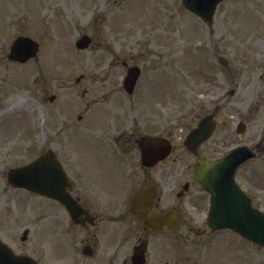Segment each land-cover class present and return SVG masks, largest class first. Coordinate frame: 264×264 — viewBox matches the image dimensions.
<instances>
[{"label":"rangeland","instance_id":"rangeland-1","mask_svg":"<svg viewBox=\"0 0 264 264\" xmlns=\"http://www.w3.org/2000/svg\"><path fill=\"white\" fill-rule=\"evenodd\" d=\"M34 1L41 5H31ZM29 2L0 0V141L14 146L8 158L18 163L33 159L43 148L71 154V121L90 103L83 123L90 135L123 129L166 136L176 149L169 164L177 166L175 158L188 155L183 142L197 122L199 89L220 94L233 87V70L229 77L226 67L221 77L215 70L220 69L216 51L233 56L236 46L242 52L253 48L262 54L264 49V0L223 2L212 28L185 10L181 0ZM235 11L238 19L245 11L259 34L233 30L238 24ZM85 33L92 44L79 50L75 42ZM18 35L40 42L37 60H8ZM134 65L143 73L137 89L150 90L142 97L122 89L127 68ZM51 94L57 100L44 101ZM222 111L226 115L228 110ZM76 134L84 131L76 129ZM9 164L0 151V208L12 204L4 222L0 209V232L15 252L41 264H101L71 252V219L64 208L6 185L3 170ZM67 169L71 174V166ZM199 208L197 202L180 204L185 225L169 238V264H264V248L235 233L196 236L191 227L199 228L204 221Z\"/></svg>","mask_w":264,"mask_h":264},{"label":"flooded vegetation","instance_id":"flooded-vegetation-1","mask_svg":"<svg viewBox=\"0 0 264 264\" xmlns=\"http://www.w3.org/2000/svg\"><path fill=\"white\" fill-rule=\"evenodd\" d=\"M253 72L256 76H249L250 89L245 86L247 80H242L233 90L236 104L243 105L233 108L236 122L230 120L228 125L224 122L214 145L205 143L201 152L209 158H220L225 154L223 150L229 152L233 146L257 151V156L239 167L236 180L253 204L264 211V65H255ZM117 142L121 146L122 140ZM140 154L130 144L126 148L71 150V195L81 205L71 211V239L88 246L92 255L96 251L106 254L111 264L124 253L132 252L140 241L150 242L154 237L128 212L134 191L145 182H154L156 177V167L141 165ZM168 172V167L160 169L163 177ZM181 177L185 182L178 195L196 198L195 182L189 178L187 169L181 172Z\"/></svg>","mask_w":264,"mask_h":264},{"label":"water","instance_id":"water-1","mask_svg":"<svg viewBox=\"0 0 264 264\" xmlns=\"http://www.w3.org/2000/svg\"><path fill=\"white\" fill-rule=\"evenodd\" d=\"M218 0H184V4L192 10L200 13H207L210 5ZM17 57H20L17 55ZM199 131L195 130L189 136L187 143H195L198 138ZM142 147L145 149L160 150L161 154L166 153L170 148L167 140L155 137H145L142 139ZM236 154H233V160ZM206 167L207 179L204 182L205 188L212 194V208L210 217L205 225L206 231H213L219 228L230 227L244 235L245 237L264 245V214L255 211L243 193L235 186L232 176L237 165L228 157L223 162L204 163ZM202 165L198 166L196 177L201 178ZM38 166L35 165L34 168ZM37 170L40 167L36 168ZM45 166L33 176V181L38 182L47 178L48 182H52V188L59 187L63 182V174L61 171L54 169L47 171ZM209 176V177H208ZM219 176V177H218ZM218 177V179H216ZM203 180V179H202ZM47 182V183H48ZM49 185L43 183L42 189H47ZM55 197L63 201L71 210V198L64 193L57 192ZM0 264H34L29 258L13 257L7 249L0 245Z\"/></svg>","mask_w":264,"mask_h":264}]
</instances>
